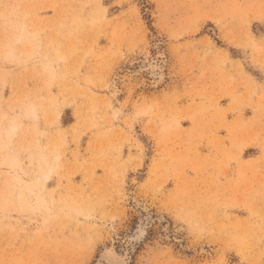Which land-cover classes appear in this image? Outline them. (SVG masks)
<instances>
[{
    "label": "rangeland",
    "instance_id": "obj_1",
    "mask_svg": "<svg viewBox=\"0 0 264 264\" xmlns=\"http://www.w3.org/2000/svg\"><path fill=\"white\" fill-rule=\"evenodd\" d=\"M102 248L264 264V0H0V264Z\"/></svg>",
    "mask_w": 264,
    "mask_h": 264
},
{
    "label": "bare ground",
    "instance_id": "obj_2",
    "mask_svg": "<svg viewBox=\"0 0 264 264\" xmlns=\"http://www.w3.org/2000/svg\"><path fill=\"white\" fill-rule=\"evenodd\" d=\"M12 126H10L8 128V130H5V133L9 135V133L12 130ZM7 136V135H6ZM148 218V217H147ZM143 229L142 226L136 229V233L138 236L143 234ZM99 260H104L105 262H107V264H125V258L124 255H119V254H115L113 251H111L110 249H103L101 250V252L99 253Z\"/></svg>",
    "mask_w": 264,
    "mask_h": 264
},
{
    "label": "water",
    "instance_id": "obj_3",
    "mask_svg": "<svg viewBox=\"0 0 264 264\" xmlns=\"http://www.w3.org/2000/svg\"><path fill=\"white\" fill-rule=\"evenodd\" d=\"M102 249H105V248H102ZM107 249V248H106ZM115 253V252H114ZM116 254V253H115Z\"/></svg>",
    "mask_w": 264,
    "mask_h": 264
}]
</instances>
